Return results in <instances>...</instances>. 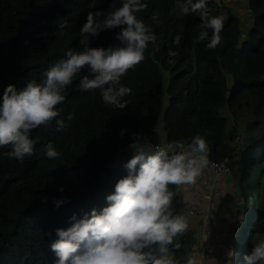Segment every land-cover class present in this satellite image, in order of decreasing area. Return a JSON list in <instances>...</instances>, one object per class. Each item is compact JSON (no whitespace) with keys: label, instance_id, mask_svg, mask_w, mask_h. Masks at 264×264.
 <instances>
[{"label":"trees","instance_id":"16d2710c","mask_svg":"<svg viewBox=\"0 0 264 264\" xmlns=\"http://www.w3.org/2000/svg\"><path fill=\"white\" fill-rule=\"evenodd\" d=\"M231 1L208 0L210 15L224 18L223 42L208 49L207 40L197 42L199 16L174 14L175 0H144L148 8L137 17L152 28L157 42L121 79L132 89L124 97L127 107L105 105L99 90L81 91L77 77L58 105L62 118L74 115L65 130L55 131V123L33 130L37 144L23 162L0 148V264H55L50 248L55 230L70 226L73 213L80 217L107 206L106 196L127 175L134 134L150 143L179 140L186 147L199 135L210 160H228L245 207V220L227 235L230 264H245L254 237L264 236V0H239L246 7V25L228 6ZM119 6L121 0H0V97L10 83L18 89L30 80L42 83L68 49L83 48L80 29L87 14ZM153 13H159V23ZM59 25L66 26L61 31ZM119 30L101 31L88 46L118 45ZM49 142L61 153L58 158L45 156ZM206 176L207 185L219 177ZM170 189L174 212L188 221L173 255L181 264L188 259L195 264L200 249L195 233L211 214L206 216L207 202L200 199L192 200L200 205V216H186L185 191ZM55 199L64 202L56 207Z\"/></svg>","mask_w":264,"mask_h":264},{"label":"clouds","instance_id":"9594fccd","mask_svg":"<svg viewBox=\"0 0 264 264\" xmlns=\"http://www.w3.org/2000/svg\"><path fill=\"white\" fill-rule=\"evenodd\" d=\"M207 3L175 0L172 11L181 17L199 16L197 42L207 40L206 47L215 49L223 42L224 18L210 15ZM147 8L144 0H121V6L110 11L89 12L80 29L81 50L68 49L48 68L42 83L30 80L19 89L12 83L4 88L0 97V148L10 149L4 155L23 162L37 144L31 138L33 130L49 128L53 123L57 132L68 127L74 115L69 112L66 119L62 118L58 105L65 101L66 89L77 77L81 91L99 90L105 105L120 110L127 107L124 97L131 95L132 89L121 79L145 59L149 45L156 46L157 42L152 28L137 17ZM151 19L159 23V13H153ZM65 26L59 25L61 31ZM114 28L120 29L115 36L118 45L88 46L90 37ZM129 147L133 155L124 165L127 175L118 179L114 191L106 196L107 206L99 212L93 208L80 217L73 213L70 226L55 230L57 239L50 245L57 257L55 264H181L173 250L181 247L178 238L188 230V221L174 212L175 193L170 186L196 182L209 162L208 144L197 135L186 148L154 146L134 134ZM60 155L52 142L45 145L47 158ZM63 202L55 199L54 206ZM232 254L229 250L227 255ZM243 259L245 264H262L264 241L254 244ZM187 264L193 261L188 259Z\"/></svg>","mask_w":264,"mask_h":264},{"label":"rangeland","instance_id":"374dc122","mask_svg":"<svg viewBox=\"0 0 264 264\" xmlns=\"http://www.w3.org/2000/svg\"><path fill=\"white\" fill-rule=\"evenodd\" d=\"M228 6L237 12L243 24H248L247 15H243L246 14L243 2L233 0L228 3ZM241 128L239 132L242 131ZM213 181L210 185L205 184L206 186L200 183L199 190L193 187V184L190 187L186 186L189 197H191V199L187 197V200L199 202L200 199L204 200V203L207 202L204 207L205 214L206 216L211 214L209 216L211 221L205 220L202 231H200L202 236L199 238L200 249L195 264H230L232 256L227 255L231 250L227 235L232 226L241 225L245 220L244 196L243 192L238 189L237 178L232 173H228L221 175V179L219 176ZM242 187L244 191L246 185ZM198 217L195 216V218ZM197 226L201 228L199 224ZM260 241H264V236L262 239L261 237L253 239L254 244Z\"/></svg>","mask_w":264,"mask_h":264},{"label":"built area","instance_id":"2783aa9c","mask_svg":"<svg viewBox=\"0 0 264 264\" xmlns=\"http://www.w3.org/2000/svg\"><path fill=\"white\" fill-rule=\"evenodd\" d=\"M221 1V0H219ZM152 145H167L172 144L177 146L178 148H186V145L179 140L176 141H163L158 143H151ZM208 165L203 169L205 171L210 172L211 174H214L215 176L225 175L228 174L230 171L229 168V162L228 160H224L221 162L213 161L208 158ZM183 213L186 216H200L202 213V210L200 208V205L192 200H187L186 203L183 206Z\"/></svg>","mask_w":264,"mask_h":264},{"label":"crops","instance_id":"0c3cea01","mask_svg":"<svg viewBox=\"0 0 264 264\" xmlns=\"http://www.w3.org/2000/svg\"><path fill=\"white\" fill-rule=\"evenodd\" d=\"M203 172V173H202ZM202 174L203 175H199V177L196 179V182L193 184V187H195L196 189L198 188V190L200 189V185L203 183L204 185L207 183V178H208V176H206V174H208V175H211V173H208V172H205L204 170H202ZM219 181V180H218ZM201 183V184H200ZM187 186H191V185H187ZM182 189L185 191V193H186V197H189V194H188V192L189 191H187V189H186V186H182ZM190 194H191V192H190ZM189 199H191V197H189Z\"/></svg>","mask_w":264,"mask_h":264},{"label":"water","instance_id":"95a60500","mask_svg":"<svg viewBox=\"0 0 264 264\" xmlns=\"http://www.w3.org/2000/svg\"><path fill=\"white\" fill-rule=\"evenodd\" d=\"M202 236V233L200 231L195 233L196 241H199V238Z\"/></svg>","mask_w":264,"mask_h":264}]
</instances>
